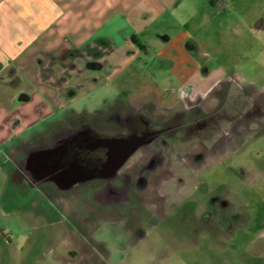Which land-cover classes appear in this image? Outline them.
<instances>
[{
	"label": "flooded vegetation",
	"instance_id": "flooded-vegetation-1",
	"mask_svg": "<svg viewBox=\"0 0 264 264\" xmlns=\"http://www.w3.org/2000/svg\"><path fill=\"white\" fill-rule=\"evenodd\" d=\"M170 91L150 90L140 93L139 103L119 100L107 111H71L46 122L11 165L15 188L44 194L45 203L63 214L68 264H107L108 249L97 254L91 246L101 220L118 222L135 240L148 226L164 222L173 231L181 223L189 240L201 239L218 252L225 237L250 223L248 212L223 192L206 199L195 192L208 160L241 146L264 114L261 104L241 92L234 77L206 91L191 82L174 98Z\"/></svg>",
	"mask_w": 264,
	"mask_h": 264
},
{
	"label": "crops",
	"instance_id": "crops-1",
	"mask_svg": "<svg viewBox=\"0 0 264 264\" xmlns=\"http://www.w3.org/2000/svg\"><path fill=\"white\" fill-rule=\"evenodd\" d=\"M207 1L223 17L212 19ZM241 3L251 7L247 0H223L222 6L215 0H0V169L10 180V167L33 143V133L59 120H50L52 113L79 112L76 97L122 76L140 54L157 58L156 93L190 82L206 91L226 79L232 72L219 65L223 57L199 55L186 27H237ZM241 15L249 27H264V14ZM33 196L49 201L42 193ZM3 235L0 230V264H21L23 246ZM247 250L239 261L264 264V235Z\"/></svg>",
	"mask_w": 264,
	"mask_h": 264
},
{
	"label": "rangeland",
	"instance_id": "rangeland-1",
	"mask_svg": "<svg viewBox=\"0 0 264 264\" xmlns=\"http://www.w3.org/2000/svg\"><path fill=\"white\" fill-rule=\"evenodd\" d=\"M247 2L251 4L248 9L242 3L238 7L237 27L186 28L199 45V55L217 60L222 56L219 65L232 72L226 79L234 77L240 91L250 93L264 109V27H249L247 17L241 15L247 10L264 14V0ZM207 5L211 10L208 14L213 12L212 19L223 17L222 10L211 7L208 1ZM208 23L213 24L211 20ZM155 59L140 54L126 66L122 76L112 75L100 90L76 97L73 104L77 113L107 111L119 100L139 103L140 93L148 88L153 90V85L158 84L160 74L154 69ZM234 71H241L242 77ZM170 94L174 98L176 90ZM68 114L73 113L69 110L52 113L50 120L65 119ZM256 118L234 153L215 154L200 172L199 181L203 183L195 195L206 199L212 193L223 192L247 211L251 219L250 223L240 225L232 238L223 239L222 252L201 239L189 240L181 223H175L173 231H168L164 222L148 226L145 237L135 240L121 224L110 219L101 220L94 231L95 241L91 243L94 252L99 254L107 248V264H243L238 257L248 254L255 237L264 235L260 223L264 216V114ZM237 167L244 172L240 174ZM33 194L15 188L4 169H0V230L12 239V244L23 246L21 264H68L60 256L64 244L60 233L63 214L45 203V198Z\"/></svg>",
	"mask_w": 264,
	"mask_h": 264
},
{
	"label": "built area",
	"instance_id": "built-area-1",
	"mask_svg": "<svg viewBox=\"0 0 264 264\" xmlns=\"http://www.w3.org/2000/svg\"><path fill=\"white\" fill-rule=\"evenodd\" d=\"M216 1V4L218 5V6H222V1L223 0H215Z\"/></svg>",
	"mask_w": 264,
	"mask_h": 264
}]
</instances>
